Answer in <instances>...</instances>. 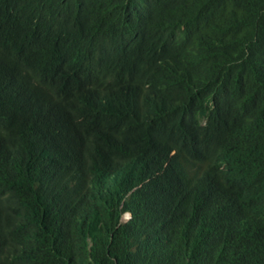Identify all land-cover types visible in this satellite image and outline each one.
I'll return each instance as SVG.
<instances>
[{"label":"trees","instance_id":"obj_1","mask_svg":"<svg viewBox=\"0 0 264 264\" xmlns=\"http://www.w3.org/2000/svg\"><path fill=\"white\" fill-rule=\"evenodd\" d=\"M0 264H264V0H0Z\"/></svg>","mask_w":264,"mask_h":264}]
</instances>
